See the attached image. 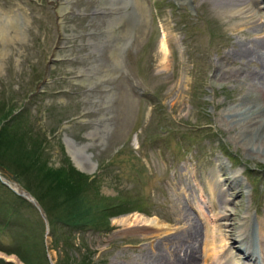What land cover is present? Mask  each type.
<instances>
[{
  "label": "rangeland",
  "instance_id": "obj_1",
  "mask_svg": "<svg viewBox=\"0 0 264 264\" xmlns=\"http://www.w3.org/2000/svg\"><path fill=\"white\" fill-rule=\"evenodd\" d=\"M23 1L0 0V176L38 201L49 235L39 210L0 180V264H17L13 257L22 264H50L47 255L54 264H141L142 250L152 252L160 245L177 264V254L188 260L180 245L186 248L191 240L180 232L190 224L202 232V241L194 246L200 255L195 264H204L209 249L217 256L207 264H227L233 255V262L239 260L230 233L222 248L219 226L225 221L217 213L222 210L230 218L237 209L236 237L249 232L252 239L261 238L264 154L250 156L217 122L223 107L238 105L246 89L218 82L214 70L237 69L223 56L237 50L238 43L251 45L263 36L264 0L250 3L254 23L245 26L223 17L215 0H153L156 18L139 44L144 48L141 71L135 63L130 66L145 96L117 103L115 129L102 149L84 137L86 127L64 124L79 116L77 103H62L68 97L54 93L56 87L37 91L55 40L52 30L44 43L39 36L53 26V15L33 4L24 9ZM16 11H25L32 39L23 36L20 25V37L13 38L14 18L22 14ZM248 70L256 71L258 65L252 63ZM62 74L53 70L51 77ZM66 137L77 148L88 146L93 173L77 169ZM237 177L243 190L240 207L239 195L230 189ZM216 182L223 189L220 202L211 191ZM134 215L177 230L170 231L169 242H158L150 230L117 222ZM248 263L264 264L263 254L256 251Z\"/></svg>",
  "mask_w": 264,
  "mask_h": 264
},
{
  "label": "flooded vegetation",
  "instance_id": "obj_2",
  "mask_svg": "<svg viewBox=\"0 0 264 264\" xmlns=\"http://www.w3.org/2000/svg\"><path fill=\"white\" fill-rule=\"evenodd\" d=\"M22 3L24 9H31L33 4L39 11L53 15V26L45 27L39 36V41L44 43L52 30L55 40L46 75L37 91L44 94L46 89L56 87L54 93L68 97L62 103H77L78 117L82 120L73 125L89 129L84 137L98 142L102 149L104 140L114 131L117 103H125L126 97L136 96L141 100L145 96L142 81L130 71V66L133 68L135 63L134 68L141 71L139 55L144 48H139V44L152 18L146 0H24ZM24 12H20L19 18L21 32L26 39H32ZM58 39L62 44L59 50ZM56 50L58 57L53 55ZM53 70L63 74L53 78ZM65 141L68 148L83 152L85 163L91 166L87 148L84 151L77 148L68 137Z\"/></svg>",
  "mask_w": 264,
  "mask_h": 264
},
{
  "label": "bare ground",
  "instance_id": "obj_3",
  "mask_svg": "<svg viewBox=\"0 0 264 264\" xmlns=\"http://www.w3.org/2000/svg\"><path fill=\"white\" fill-rule=\"evenodd\" d=\"M258 1L259 0H215L216 4H218L217 7H218V9H219V11L223 17H227L230 19L237 18L239 23L244 25V26L246 24L254 23V21H253L254 16H253V14L252 15L250 14V7L249 6H250V3L255 5L256 3H258ZM21 15L22 14H19L17 17L14 18L15 23L13 24L14 25L13 30H15V33H14L13 38H15V36H17L16 38L20 37L18 32H19V25H20L19 18ZM257 20H261V19L259 18ZM227 21H229V20H227ZM18 22H19V24H18ZM258 26H259V24H258ZM242 30H244V28ZM235 31H237V30H235ZM20 39H23V38H20ZM251 43L252 42L250 41V44ZM61 45L62 44L60 43V40L58 39V45H57L58 50H59ZM162 45H163L162 47H164V49H165L164 41L162 42ZM237 45L239 46V48L237 50L231 51V52L229 51V53L225 54L222 58L223 61L226 59L228 61H231V62H228L227 65L228 64L235 65V66H237V69H235V68L230 69L229 68L230 70L226 69V71H224L223 69H220L219 67H215V70H214L215 76L214 77L218 82L228 81V82H233V84L236 83L237 85H241V86L244 85L246 90L243 92H245V94L237 100L238 105L230 106V104H229V106L223 107L222 112L220 113V116L217 119V122L222 127H224L228 132H230L233 142L238 147L245 150L250 156L252 155L254 157H258V156L264 154V151L261 150V147L264 146V34H263V36L261 35L260 37L254 39V43H252L251 45L247 44L246 42H241V43H238ZM53 55L55 57H58L59 56L58 51L56 50ZM171 63H172V61H171ZM252 63H255L256 65H258V70H256V71H249L248 70V65H250ZM217 69H220V70L217 71ZM222 71H224V72H222ZM219 73H222V74H219ZM178 88H179V86H178ZM243 90H244V88H243ZM69 149L74 156L75 162L79 166H81L82 168H87L88 165H87V163H85L86 157L84 154H82L83 152L81 153V151H78V150L76 151L71 146H69ZM262 158H264V156ZM88 161L90 163V160H88ZM221 168H222V166L219 168V170H221ZM237 181H238V177L235 178L234 180L230 181L232 183V186H233V187H231V184H230V189L232 190V193L235 194V192H236L237 193L236 195H239L240 199L238 202H239V207H240V204L242 203L243 190L241 188L240 189L238 188L240 185ZM219 184H218V182H216V187H214V189L211 188V191L213 192L212 194H213L214 200H216L217 202L221 201L219 199H221V195L223 194V192H222L223 189H220ZM13 188H14V190H16L18 192H23V190L17 185H15V186L13 185ZM227 196H226V198H228ZM204 197H205V195H204ZM222 200H223V198H222ZM217 205H218V203H217ZM239 207H238V209H239ZM235 210H237V209H233V211H231L232 217H230V218H229V216H227L226 214L221 212L222 210L217 213V217L220 219V221H225V223H222L219 226L223 242H225V245L222 248H225L227 246L226 245L227 237L229 239V236H227V233H230L232 235L231 238L234 239L233 248L236 247V245H237L238 248L240 249V251L239 250L238 251L241 253V254H239V257H240L239 260L233 262V257H236L235 255H233V257L229 256L230 262H229V259H227L224 261V263H227V264H250L248 262H252V259L255 260V258H256V251H260V253H262L264 256V248L261 246V242H264V209H263V212L261 214L262 218L259 221V229H257V231L259 233V237H261L260 239L257 237L258 241L255 239H252V234H250L249 232L246 233V236L244 238H242L243 234L237 235V237H239V238H238V240H235V238H237V237H236V234L234 233V230L236 229L235 225L237 222L236 221L237 217H239V214H240L237 211L235 212ZM183 212H186V210H183ZM230 216H231V214H230ZM117 222H119L120 225H123V226H128L129 224H132L133 226L136 225V226L142 227L145 231L150 230L151 231L150 232V238H154V239L156 238L155 240L158 242H159V240H164L165 242H169L170 239H168V238L172 235L170 233V231L177 230L176 228L173 229L170 226L161 224L155 218H147L143 215L126 216V217H123L119 220L117 219ZM240 225H241V223H240ZM229 226H232V227L229 228ZM180 233H182V235L184 237L190 239L191 243L186 248H184L185 246L180 245V247L182 248L181 253L183 252V250H185V256L188 258V260L185 261V259L181 258V254H177L176 255L177 256V264H195L200 259V255L198 253V256H196L197 251H194V246L196 245V242L198 239H199L198 243L202 241V232H200L195 226H192L190 224V226H187V228ZM163 235H165V236H163ZM185 242H187V241H185ZM185 242L182 241L181 244H184ZM243 243H245V245H243ZM172 244H173V242L171 243V245ZM162 246L163 245H160L157 248H153L152 252H149L148 250L143 249L142 252H144V253L142 256V261L140 263L141 264H175L176 263L175 260L172 261V260L167 258L166 251H165V249H163ZM209 250H211V251H208V252L206 251L204 253V259H203L204 264H207V260H209V258H212L213 256H215V257L217 256L215 254L216 252H214L213 249H209ZM168 254L171 255L169 252H168ZM223 257H225V256H223ZM244 257L246 259L245 262H243V260H242V258H244ZM217 259H219V258H217ZM224 259H222V260H224ZM13 260L17 264H22L19 261V259L16 257H13Z\"/></svg>",
  "mask_w": 264,
  "mask_h": 264
},
{
  "label": "water",
  "instance_id": "obj_4",
  "mask_svg": "<svg viewBox=\"0 0 264 264\" xmlns=\"http://www.w3.org/2000/svg\"><path fill=\"white\" fill-rule=\"evenodd\" d=\"M76 167L81 171V172H84V173H87V174H90L94 171V167L92 166L91 167H87V168H82L81 166L77 165L76 164ZM0 180L5 183V181L3 180V178L0 176ZM7 186H9L7 183H5ZM10 187V186H9ZM13 191H15L16 194L20 195L21 197H23L24 199L28 200L29 202H31L38 210H39V213L42 217V219L44 220L45 224H46V235H49V227H48V224H47V219H46V216L43 212V210L41 209V207L39 206V203L38 201H36L29 193H27L26 191H23V192H18L16 190H14L12 187H10ZM47 259L49 261L50 264H54L52 262V260L50 259V256L47 255Z\"/></svg>",
  "mask_w": 264,
  "mask_h": 264
},
{
  "label": "trees",
  "instance_id": "obj_5",
  "mask_svg": "<svg viewBox=\"0 0 264 264\" xmlns=\"http://www.w3.org/2000/svg\"><path fill=\"white\" fill-rule=\"evenodd\" d=\"M80 175H82V174H80ZM83 176V175H82Z\"/></svg>",
  "mask_w": 264,
  "mask_h": 264
}]
</instances>
